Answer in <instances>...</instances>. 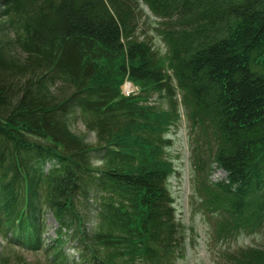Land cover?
<instances>
[{
  "label": "trees",
  "instance_id": "16d2710c",
  "mask_svg": "<svg viewBox=\"0 0 264 264\" xmlns=\"http://www.w3.org/2000/svg\"><path fill=\"white\" fill-rule=\"evenodd\" d=\"M142 4L165 53L139 31ZM180 105L213 239L263 234L222 264H264V0H0V237L46 264H175L166 133ZM15 252L0 264H31Z\"/></svg>",
  "mask_w": 264,
  "mask_h": 264
},
{
  "label": "rangeland",
  "instance_id": "374dc122",
  "mask_svg": "<svg viewBox=\"0 0 264 264\" xmlns=\"http://www.w3.org/2000/svg\"><path fill=\"white\" fill-rule=\"evenodd\" d=\"M142 16L140 21V30L149 33L154 42L155 48L161 53L166 52L165 44L151 30L152 22L156 19L142 4ZM127 81V80H126ZM124 81L126 86L123 88V94L137 93L138 88L129 81ZM129 85V86H128ZM151 102L162 108H167L165 98H158L154 95ZM180 118L171 125L166 133V137L170 139V146L166 147L167 157L172 161L174 172L167 179V186L170 194L174 199L176 218L184 225L185 228V245L183 257L177 259L175 264H222L221 253L225 250H231L239 247L258 246L263 241L261 232L246 234L241 232L237 237L233 238L227 244L224 241H215L212 237V229L207 222L206 217L198 208V197L195 193V172L192 167L190 155V137L188 134V121L185 116L183 107L180 105ZM72 131L84 141L89 143L95 142L93 132L87 131L83 123L76 116L70 122ZM97 159V158H96ZM97 161V160H95ZM225 174L222 170L215 168L211 171L210 179L217 181L223 179ZM90 208V210H92ZM94 215V211L92 214ZM92 218L86 220V225L90 226ZM46 225L44 239L48 242L55 237L54 230L57 227L55 219L50 212L44 215ZM74 242L65 244V253L70 259L78 260V252L73 247ZM17 251L15 252L21 257L27 259L31 264H46L45 256L42 252H30L24 249L11 248L0 237V251Z\"/></svg>",
  "mask_w": 264,
  "mask_h": 264
},
{
  "label": "built area",
  "instance_id": "2783aa9c",
  "mask_svg": "<svg viewBox=\"0 0 264 264\" xmlns=\"http://www.w3.org/2000/svg\"><path fill=\"white\" fill-rule=\"evenodd\" d=\"M126 86V84L124 83V85H123V88ZM129 86V85H128Z\"/></svg>",
  "mask_w": 264,
  "mask_h": 264
}]
</instances>
